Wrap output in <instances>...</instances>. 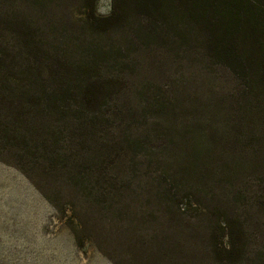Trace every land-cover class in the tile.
Returning a JSON list of instances; mask_svg holds the SVG:
<instances>
[{"label":"rangeland","instance_id":"1","mask_svg":"<svg viewBox=\"0 0 264 264\" xmlns=\"http://www.w3.org/2000/svg\"><path fill=\"white\" fill-rule=\"evenodd\" d=\"M85 13L84 0H0V21L36 32L45 85L64 74L56 63L104 84L85 109L71 98L40 112L22 94L32 78L12 73L23 107L7 132L18 137L0 135V264H264V162L241 159L253 141L234 111L239 80L177 27L186 19L128 10L97 31ZM132 134L151 155L126 150Z\"/></svg>","mask_w":264,"mask_h":264},{"label":"trees","instance_id":"2","mask_svg":"<svg viewBox=\"0 0 264 264\" xmlns=\"http://www.w3.org/2000/svg\"><path fill=\"white\" fill-rule=\"evenodd\" d=\"M84 2L87 24L97 31L122 26L127 20L128 10L129 13H145L164 19H186V22L177 23V27L200 34L206 55L225 66L239 80L235 93L237 110L234 111L238 113L239 122L249 129L253 141L247 157L242 156L241 159L250 165L264 162V0H113L111 12L106 16L97 13V0ZM5 18L6 22L0 21V30L4 32L0 34V86L6 90L0 92L10 97V107L0 109V135L5 133L2 138L18 137L16 131L13 135L7 133L20 107H23L15 104L13 85H10L12 73L17 69L32 78L30 90L22 94L31 93L34 97L31 107L35 111L69 108L71 98H79L83 102H80L79 109H85L92 100L89 97L91 93L102 89L104 84L98 87L84 82L94 78L90 76L82 81L80 78L87 73L73 72L72 69L67 72L66 63H56L61 65L64 74H59L55 85H45L43 79L36 77L45 63L38 54L40 42L36 32L18 16L6 15ZM9 26L13 28L11 34L7 32L10 28L6 30ZM4 35L6 38L2 40ZM28 122L31 123L30 120ZM127 142L126 150H133L135 155H151L144 152L151 148L146 137L132 134ZM163 159L167 164L170 156ZM166 167L170 170L168 165ZM227 235L229 245L224 248L225 253L233 255L238 246L231 235Z\"/></svg>","mask_w":264,"mask_h":264}]
</instances>
